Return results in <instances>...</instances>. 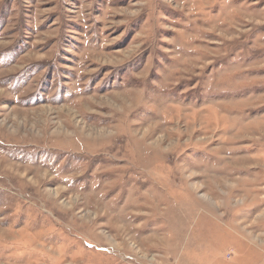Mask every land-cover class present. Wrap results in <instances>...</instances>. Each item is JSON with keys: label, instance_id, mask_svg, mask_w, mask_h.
<instances>
[{"label": "rangeland", "instance_id": "obj_1", "mask_svg": "<svg viewBox=\"0 0 264 264\" xmlns=\"http://www.w3.org/2000/svg\"><path fill=\"white\" fill-rule=\"evenodd\" d=\"M0 264H264V0H0Z\"/></svg>", "mask_w": 264, "mask_h": 264}, {"label": "bare ground", "instance_id": "obj_2", "mask_svg": "<svg viewBox=\"0 0 264 264\" xmlns=\"http://www.w3.org/2000/svg\"><path fill=\"white\" fill-rule=\"evenodd\" d=\"M230 191H232V190H230ZM231 193V192H230ZM233 195V194H232Z\"/></svg>", "mask_w": 264, "mask_h": 264}]
</instances>
